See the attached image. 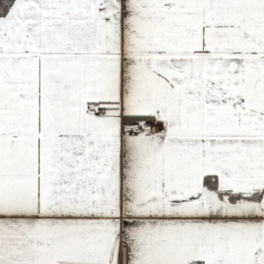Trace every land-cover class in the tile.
<instances>
[{
    "label": "snow or ice",
    "instance_id": "snow-or-ice-1",
    "mask_svg": "<svg viewBox=\"0 0 264 264\" xmlns=\"http://www.w3.org/2000/svg\"><path fill=\"white\" fill-rule=\"evenodd\" d=\"M0 264H264V0H0Z\"/></svg>",
    "mask_w": 264,
    "mask_h": 264
}]
</instances>
